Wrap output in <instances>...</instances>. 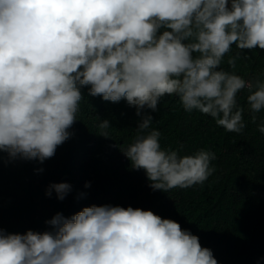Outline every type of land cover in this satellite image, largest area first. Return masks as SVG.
I'll list each match as a JSON object with an SVG mask.
<instances>
[{"label":"clouds","instance_id":"9594fccd","mask_svg":"<svg viewBox=\"0 0 264 264\" xmlns=\"http://www.w3.org/2000/svg\"><path fill=\"white\" fill-rule=\"evenodd\" d=\"M234 44L264 50V0H0V153L10 161L52 158L73 135L87 87L92 97L136 108L137 134L120 150L154 191L203 184L216 154L162 150L143 110L175 94L184 111L241 133L237 93L248 89L255 122L264 82L218 70ZM238 59L239 52L227 63L234 69ZM98 127L108 137L109 121ZM52 191L63 200L71 185L51 184L46 195ZM46 224L43 233L0 228V264H218L196 235L151 210L93 205Z\"/></svg>","mask_w":264,"mask_h":264},{"label":"trees","instance_id":"16d2710c","mask_svg":"<svg viewBox=\"0 0 264 264\" xmlns=\"http://www.w3.org/2000/svg\"><path fill=\"white\" fill-rule=\"evenodd\" d=\"M238 52L233 69L227 61ZM218 70L252 84L257 78L264 82V50L241 51L234 44ZM81 91L77 121L69 129L73 135L52 158L10 161L0 153V228L11 234L43 233L51 230L46 221L57 213L71 217L93 205L131 206L178 222L213 252L218 264H264V134L258 131L264 109L253 122L247 88L237 93L244 109L241 133L226 131L198 110L184 111L175 94L162 97L156 111L143 110L153 117L151 128L161 133L162 150H178L181 156L200 149L216 154L210 162L215 172L207 181L168 192L154 191L144 170L133 169L120 150L137 134L141 117L136 108L125 100L92 97L87 87ZM103 120L110 124L108 137L100 135ZM62 182L71 185L63 200L55 191L46 195L51 184Z\"/></svg>","mask_w":264,"mask_h":264}]
</instances>
